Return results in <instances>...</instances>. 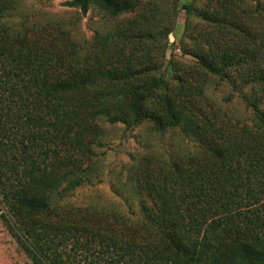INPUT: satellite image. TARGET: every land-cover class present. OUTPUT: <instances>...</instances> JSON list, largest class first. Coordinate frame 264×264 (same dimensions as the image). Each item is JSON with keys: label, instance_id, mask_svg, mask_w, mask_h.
I'll return each mask as SVG.
<instances>
[{"label": "trees", "instance_id": "trees-1", "mask_svg": "<svg viewBox=\"0 0 264 264\" xmlns=\"http://www.w3.org/2000/svg\"><path fill=\"white\" fill-rule=\"evenodd\" d=\"M195 1L183 9L193 12ZM141 2L67 5L115 20ZM234 2L202 17L239 30ZM18 3L0 0V219L27 264H83L79 256L96 264L88 253L104 264H264V33L254 32L250 47L244 28L245 43L198 56L194 82L180 75L171 90L157 74L163 67L128 51L120 28L84 46L57 22L10 25ZM218 78L251 108L250 124L207 112V85ZM105 123H147L199 144L198 154L136 161L129 176L141 198L137 218L92 207L79 216L60 203L95 178Z\"/></svg>", "mask_w": 264, "mask_h": 264}, {"label": "rangeland", "instance_id": "rangeland-1", "mask_svg": "<svg viewBox=\"0 0 264 264\" xmlns=\"http://www.w3.org/2000/svg\"><path fill=\"white\" fill-rule=\"evenodd\" d=\"M69 1L72 0H19L8 22L16 28L57 22L71 29L75 40L84 46L93 42L98 31L120 28L128 51L135 49L140 60L150 66L163 67L157 74L170 81L171 90L178 86V76L192 80L199 74L198 56L223 52L236 43H245L244 28L250 29L251 36L246 37L250 47L255 44L254 32L264 33V0H235L236 15L241 16L245 24L239 30L220 29L202 17L209 11L220 10L222 0L195 1L191 13L183 9L184 0H142L136 11L115 20L104 18L98 12L83 16L79 10L67 5ZM207 86V101L203 104L207 112L223 111L234 119V123L237 120L241 125L251 123L253 111L232 85L218 78ZM102 143V147L96 149L95 178L60 198L63 206L72 208L79 216L92 207L137 218L141 198L129 176L136 161L149 154H155L161 160H173L200 152L199 144L179 131L158 134L147 123L135 129L105 123ZM87 257L90 262L94 259L96 264H104L91 253ZM86 259L79 256L77 261L87 264ZM30 262L31 258L0 219V264Z\"/></svg>", "mask_w": 264, "mask_h": 264}]
</instances>
